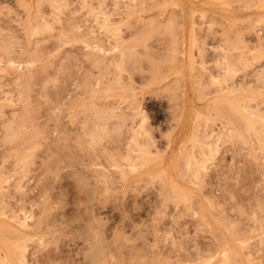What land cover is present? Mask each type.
Listing matches in <instances>:
<instances>
[{
    "label": "rangeland",
    "instance_id": "1",
    "mask_svg": "<svg viewBox=\"0 0 264 264\" xmlns=\"http://www.w3.org/2000/svg\"><path fill=\"white\" fill-rule=\"evenodd\" d=\"M0 264H264V0H0Z\"/></svg>",
    "mask_w": 264,
    "mask_h": 264
}]
</instances>
